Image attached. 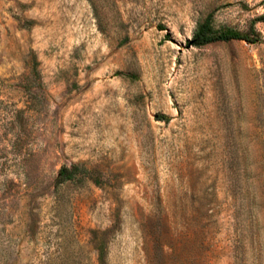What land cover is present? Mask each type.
Masks as SVG:
<instances>
[{"label": "rangeland", "instance_id": "1", "mask_svg": "<svg viewBox=\"0 0 264 264\" xmlns=\"http://www.w3.org/2000/svg\"><path fill=\"white\" fill-rule=\"evenodd\" d=\"M209 15L263 39L192 44ZM262 18L0 0V264H264Z\"/></svg>", "mask_w": 264, "mask_h": 264}, {"label": "trees", "instance_id": "2", "mask_svg": "<svg viewBox=\"0 0 264 264\" xmlns=\"http://www.w3.org/2000/svg\"><path fill=\"white\" fill-rule=\"evenodd\" d=\"M262 19L264 20V18ZM251 31V33H240L229 29L215 30L211 24V15H209L202 23L199 24L193 35L191 43L195 45H203L218 40L245 39L249 42H256L263 39L260 32H254V25L252 26ZM73 176V171L67 166H63L59 169L57 182H65L72 179Z\"/></svg>", "mask_w": 264, "mask_h": 264}]
</instances>
